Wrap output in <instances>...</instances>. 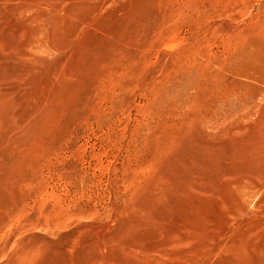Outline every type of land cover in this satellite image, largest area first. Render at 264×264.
Listing matches in <instances>:
<instances>
[{
  "label": "rangeland",
  "instance_id": "374dc122",
  "mask_svg": "<svg viewBox=\"0 0 264 264\" xmlns=\"http://www.w3.org/2000/svg\"><path fill=\"white\" fill-rule=\"evenodd\" d=\"M0 264H264V0H0Z\"/></svg>",
  "mask_w": 264,
  "mask_h": 264
}]
</instances>
